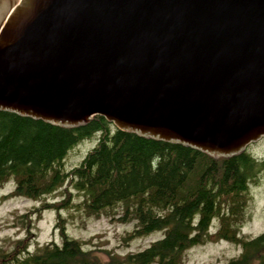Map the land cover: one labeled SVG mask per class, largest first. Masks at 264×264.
<instances>
[{"label":"water","instance_id":"obj_1","mask_svg":"<svg viewBox=\"0 0 264 264\" xmlns=\"http://www.w3.org/2000/svg\"><path fill=\"white\" fill-rule=\"evenodd\" d=\"M0 0V111L230 158L264 137V0Z\"/></svg>","mask_w":264,"mask_h":264},{"label":"trees","instance_id":"obj_2","mask_svg":"<svg viewBox=\"0 0 264 264\" xmlns=\"http://www.w3.org/2000/svg\"><path fill=\"white\" fill-rule=\"evenodd\" d=\"M95 134L94 148L77 166L64 169L67 153ZM263 171L264 161L247 153L214 159L190 147L119 131L101 116L67 129L0 111V189L11 182L14 189L7 196L32 200L61 187L64 193L60 201H44L21 217L26 236L0 252V264H183L190 248L209 240L241 249L227 264H264V232L240 234L250 185ZM71 189L80 202H73ZM41 210L56 213L61 243L50 241L30 252L34 218ZM62 211L82 212L84 219L106 215L120 224L135 221L125 243L152 233L161 238L142 251L107 253L103 260L100 252L67 234ZM213 220L217 228L211 234Z\"/></svg>","mask_w":264,"mask_h":264},{"label":"rangeland","instance_id":"obj_3","mask_svg":"<svg viewBox=\"0 0 264 264\" xmlns=\"http://www.w3.org/2000/svg\"><path fill=\"white\" fill-rule=\"evenodd\" d=\"M98 136L99 134L91 136L69 151L63 160V168L68 171L77 166L87 152L94 148ZM247 150L255 159L264 161V140L251 145ZM13 189L14 185L11 183L0 189V252L10 251L16 241L25 238L26 226L23 224L24 220L21 219L24 214L37 207L40 208L44 201L53 203L64 197L62 187L40 200L7 196ZM71 191L73 192V202H80L82 199L76 195L77 192L73 189ZM249 194L251 201L248 203L249 207L245 215V222L240 228V234L254 237L264 232V171L260 174L257 182L250 185ZM61 213L67 219L65 226L67 234L83 242L85 248L100 252L99 256L103 260L107 259V253L126 255L141 251L161 237L160 233H152L125 243L122 239L127 233L133 231L135 221L120 224L111 222L110 216L106 215L99 219H84L82 212L62 211ZM56 216L52 210H41V213L34 218V235L28 248L30 252L36 251L38 247L51 240L61 243V237L56 229ZM216 228L217 221L214 220L210 232L213 233ZM239 252L237 245L223 240L213 242L209 240L202 245L190 248L183 264H227L230 259L236 258Z\"/></svg>","mask_w":264,"mask_h":264},{"label":"bare ground","instance_id":"obj_4","mask_svg":"<svg viewBox=\"0 0 264 264\" xmlns=\"http://www.w3.org/2000/svg\"><path fill=\"white\" fill-rule=\"evenodd\" d=\"M24 240V239H23ZM81 244V243H80Z\"/></svg>","mask_w":264,"mask_h":264}]
</instances>
